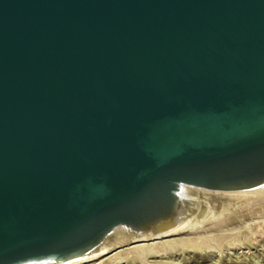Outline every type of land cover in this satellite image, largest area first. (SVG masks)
<instances>
[{"label": "water", "instance_id": "water-1", "mask_svg": "<svg viewBox=\"0 0 264 264\" xmlns=\"http://www.w3.org/2000/svg\"><path fill=\"white\" fill-rule=\"evenodd\" d=\"M263 182L264 0H0V264Z\"/></svg>", "mask_w": 264, "mask_h": 264}, {"label": "bare ground", "instance_id": "bare-ground-1", "mask_svg": "<svg viewBox=\"0 0 264 264\" xmlns=\"http://www.w3.org/2000/svg\"><path fill=\"white\" fill-rule=\"evenodd\" d=\"M176 193V210L165 224L142 230L117 224L98 246L82 255L21 264H143L160 255L173 253L175 259L180 257L177 252L183 255L188 249L205 247L221 252L220 260L237 264L264 259V182L228 189L184 183ZM259 243L260 250L250 252ZM213 255L218 256L207 253L208 258Z\"/></svg>", "mask_w": 264, "mask_h": 264}, {"label": "rangeland", "instance_id": "rangeland-1", "mask_svg": "<svg viewBox=\"0 0 264 264\" xmlns=\"http://www.w3.org/2000/svg\"><path fill=\"white\" fill-rule=\"evenodd\" d=\"M181 235H184V234H180ZM258 248V249H257ZM261 248V244H257V246L253 245L250 252H253L256 250V252L258 250H260ZM217 252L218 256H214L213 257H209L207 256V253L209 252ZM192 251V252H191ZM240 251H244V250H241ZM189 253V255H187ZM206 253V254H205ZM176 256H180L179 258H175L173 259V253L172 254H164L163 256L160 255V256H157L155 258H151L153 261H150V262H145L143 264H237V263H233V262H230V261H227L225 259L223 260H220V257H221V252L219 251H214V249H210L208 247H205V248H201V249H188L186 250L184 253H182L183 255H180V252H177L175 253ZM185 254V255H184ZM202 254V255H201ZM225 254H226V251L224 252V257H225ZM206 255V257H205ZM166 256V257H165ZM197 256V257H196ZM170 257V258H169ZM194 257V258H193ZM186 258V259H185ZM197 260H196V259ZM200 258V259H199ZM213 258V259H212ZM179 259H181V261H179ZM193 259V260H192ZM199 259V260H198ZM211 259V260H210ZM216 259V260H215ZM262 259V258H261ZM259 260L257 262H255V264H264V259L262 260ZM178 260V261H177ZM187 260V261H186ZM210 260V261H209ZM213 261V262H212ZM194 262V263H193ZM206 262V263H205ZM244 264H249V263H244Z\"/></svg>", "mask_w": 264, "mask_h": 264}]
</instances>
